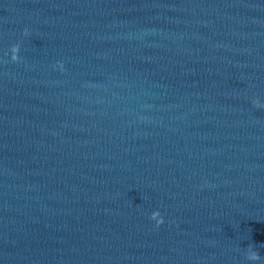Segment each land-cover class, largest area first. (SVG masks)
I'll return each instance as SVG.
<instances>
[{
	"label": "water",
	"instance_id": "1",
	"mask_svg": "<svg viewBox=\"0 0 264 264\" xmlns=\"http://www.w3.org/2000/svg\"><path fill=\"white\" fill-rule=\"evenodd\" d=\"M253 99L264 0H0V264H264Z\"/></svg>",
	"mask_w": 264,
	"mask_h": 264
},
{
	"label": "clouds",
	"instance_id": "2",
	"mask_svg": "<svg viewBox=\"0 0 264 264\" xmlns=\"http://www.w3.org/2000/svg\"><path fill=\"white\" fill-rule=\"evenodd\" d=\"M24 33H27V29L24 30ZM19 45L14 43L10 45L9 54L10 58L13 61H16L18 59L17 52H18ZM57 65L63 70V64L62 62L58 61ZM252 103L256 105L257 107H264V104H261L258 100L253 99ZM149 219L153 220L156 225H160L163 223V216L160 214V212L156 209L151 211L149 214ZM247 259L251 261H256L260 259V256L257 251L253 250L251 246H249V250L247 252Z\"/></svg>",
	"mask_w": 264,
	"mask_h": 264
}]
</instances>
